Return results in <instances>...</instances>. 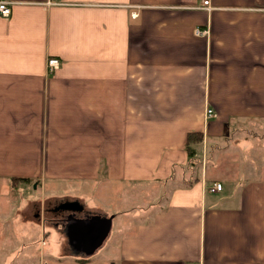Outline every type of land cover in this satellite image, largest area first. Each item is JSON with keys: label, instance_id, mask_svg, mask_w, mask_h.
I'll return each mask as SVG.
<instances>
[{"label": "crops", "instance_id": "obj_1", "mask_svg": "<svg viewBox=\"0 0 264 264\" xmlns=\"http://www.w3.org/2000/svg\"><path fill=\"white\" fill-rule=\"evenodd\" d=\"M10 1L0 264H264V0Z\"/></svg>", "mask_w": 264, "mask_h": 264}, {"label": "built area", "instance_id": "obj_2", "mask_svg": "<svg viewBox=\"0 0 264 264\" xmlns=\"http://www.w3.org/2000/svg\"><path fill=\"white\" fill-rule=\"evenodd\" d=\"M200 2V6L206 10H209L211 8L210 5V0H199ZM10 4L11 1L10 0H0V16L7 18L10 16L11 13V9H10ZM196 34H203L206 33L205 30L200 31V30H195ZM60 66V61L57 58H48L47 60V70L48 72L52 73L55 70H57ZM215 116V113L213 112V110L211 108H207L206 112H205V117L206 119L212 118ZM222 188V184L221 183H214L211 187H210V191H219Z\"/></svg>", "mask_w": 264, "mask_h": 264}, {"label": "trees", "instance_id": "obj_3", "mask_svg": "<svg viewBox=\"0 0 264 264\" xmlns=\"http://www.w3.org/2000/svg\"><path fill=\"white\" fill-rule=\"evenodd\" d=\"M202 141V135L199 132H190L187 135V139H186V148L188 151V154H190V156H193L195 153V148H194V144L201 142ZM11 184L13 185L14 183L19 182L20 180H18L17 178H12L11 180Z\"/></svg>", "mask_w": 264, "mask_h": 264}, {"label": "rangeland", "instance_id": "obj_4", "mask_svg": "<svg viewBox=\"0 0 264 264\" xmlns=\"http://www.w3.org/2000/svg\"><path fill=\"white\" fill-rule=\"evenodd\" d=\"M34 247H35V245H34Z\"/></svg>", "mask_w": 264, "mask_h": 264}]
</instances>
